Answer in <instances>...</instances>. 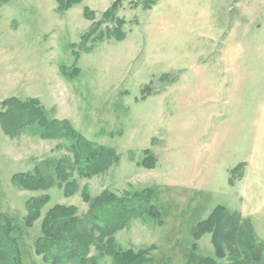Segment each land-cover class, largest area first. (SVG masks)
<instances>
[{"label": "rangeland", "instance_id": "1", "mask_svg": "<svg viewBox=\"0 0 264 264\" xmlns=\"http://www.w3.org/2000/svg\"><path fill=\"white\" fill-rule=\"evenodd\" d=\"M11 96L36 97L50 118L118 156L84 174L71 138L12 136L0 123V214L25 264H55L35 247L54 204L85 220L97 201L139 207L114 234H98L83 264H116L110 239L115 250L153 247L158 264H187L190 250L235 264L231 244L220 256L211 232L192 234L218 205L264 243V0H78L64 10L57 0H0V110ZM37 167L46 187L15 181ZM44 195L29 226L27 205ZM146 196L158 216L136 214Z\"/></svg>", "mask_w": 264, "mask_h": 264}, {"label": "trees", "instance_id": "2", "mask_svg": "<svg viewBox=\"0 0 264 264\" xmlns=\"http://www.w3.org/2000/svg\"><path fill=\"white\" fill-rule=\"evenodd\" d=\"M62 10L70 7L78 0H57ZM117 27V26H116ZM117 29V28H116ZM115 28L111 29L114 31ZM0 123L6 133L12 136H20L24 130H31L40 133L42 137H69L72 139L71 149L74 151L77 168L84 174H92L109 162L117 160L115 152L104 145H98L82 135L71 122L50 118L44 106L36 97L22 98L11 96L1 103ZM38 125V126H37ZM56 164V169H59ZM15 181L26 188L46 187L49 177L37 170H26L16 172ZM49 201V195L33 198L28 203L27 222L31 226L33 220L41 214L43 206ZM145 207L136 214L148 212L158 216L160 211L149 196L144 197V202H139ZM97 201L89 208L86 220L85 215L81 216L78 209L73 205L54 204L45 212L42 221V233L36 237L35 247L38 253H42L46 259L55 264L65 261L79 259L80 264L89 260L86 257L90 244L96 241L98 234L111 235L125 225L133 212L139 210L138 206L131 204L124 199L110 201L103 204ZM148 205V206H147ZM123 208V209H122ZM121 210L120 213L107 219L104 213L109 216L111 211ZM112 216V215H111ZM83 224V225H82ZM80 231L75 235L74 232ZM241 216L231 212L225 205L216 206L210 216L199 221L192 229L195 239H199L204 233L211 232L214 245L218 255H224L225 249L222 242L225 240L239 259L235 264H255L262 260L264 254V243L255 238L253 231L246 230ZM12 219L7 213L0 214V264H25L19 251L18 235ZM224 238V239H223ZM110 239L109 252L114 253L116 264H158L152 256L150 247L134 250H115V245ZM7 242L6 245L4 243ZM77 245L83 246L77 247ZM82 252H80V251ZM79 253V256L76 253ZM190 257L187 264H219L214 256L200 255L195 250H190ZM75 259V260H77Z\"/></svg>", "mask_w": 264, "mask_h": 264}]
</instances>
